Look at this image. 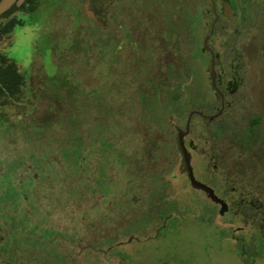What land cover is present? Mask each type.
Masks as SVG:
<instances>
[{
  "label": "rangeland",
  "instance_id": "1",
  "mask_svg": "<svg viewBox=\"0 0 264 264\" xmlns=\"http://www.w3.org/2000/svg\"><path fill=\"white\" fill-rule=\"evenodd\" d=\"M241 2L240 26L222 18L212 39L222 83L237 85L227 107L237 132L264 117V0ZM89 3L40 0L35 21L0 39L25 77L19 100L0 105V264H67L69 253L74 264H264L258 240L227 227L179 169L176 127L214 97L203 50L209 0H100L104 16ZM197 121L193 161L209 173ZM74 144L80 165L64 155ZM255 145L225 143L222 154L245 159L264 188V143ZM112 229L124 237L99 232Z\"/></svg>",
  "mask_w": 264,
  "mask_h": 264
},
{
  "label": "flooded vegetation",
  "instance_id": "2",
  "mask_svg": "<svg viewBox=\"0 0 264 264\" xmlns=\"http://www.w3.org/2000/svg\"><path fill=\"white\" fill-rule=\"evenodd\" d=\"M19 0L18 2H20ZM100 0H90L89 6L93 11L96 13L100 12L101 16H104L106 14L105 10L102 8H99L97 5V2ZM1 2V0H0ZM17 2V3H18ZM231 7L235 11V21H231L223 16V0H215L216 4V11L218 13L217 9V4L220 6V13L219 14V19L215 25V27L218 28V25L222 18L228 20L232 25L235 27H239V23L237 21L238 13L241 11H244V8L242 6L241 0H229ZM209 3L211 5V11L213 14V21L215 19L214 16V11H213V5L211 1L209 0ZM235 3V5H234ZM4 15V14H3ZM100 16V17H101ZM2 17V16H1ZM0 17V19H2ZM212 21V23H213ZM179 19L178 22H176L177 25L175 27L179 28ZM211 23V27H212ZM210 27V31H211ZM217 29L215 32L212 34L208 41V47L209 49L204 48V41L206 37L209 35V33L205 36L204 41H203V50L204 52L208 55L209 57V68L207 69V74L209 77V82H210V88L212 89V81H211V74L209 72L210 70V64H211V59H212V51L215 53L216 56V71H217V86L221 92L224 94V105H222V101L218 98L217 93L215 92L214 89H212L214 93L213 98H206V97H201V101L203 103L202 106H200L201 110H198L202 114H204L205 117H202L198 114H194L190 119V114L191 111L188 114L186 123L183 128L181 127H176L181 128L182 131L185 134L184 136V143L191 154V165L193 168V172L195 175V178L197 181L200 183L205 184L208 186L213 193L223 202H217L214 201L212 198L208 196V194L200 189H194L197 191L200 196L206 201L210 203V206H212L214 212H217V214L220 216L221 219H225V222L227 223V227H238V230H241L244 232L245 235L248 237H255L256 240H258L259 244H261L264 249V203L262 202L264 192H263V185L262 181L258 180V178L253 177L251 175V170L249 168L245 169V165L243 163L245 162V159H237L232 157V155H224L222 154L223 150L222 148L225 146V143H227V146L229 147H235L238 151L242 152H247L248 150L252 148H258L255 144L261 145L264 143V117L260 115H254L251 118L250 125L252 126L251 128L248 127L247 130H240V131H235L234 126L236 122L233 120V118H227L228 115H235L234 113H228L227 112V107H228V97L233 96V94L236 92L237 85L234 83H230V80H226L223 82L222 74L217 70V67L219 66V54L216 52V49L212 43V39L214 38L216 34ZM177 36L180 35L179 31L176 33ZM170 45V44H168ZM174 49H177V60H178V66L184 65V60L181 57L180 51H179V46L173 47ZM212 50V51H211ZM151 55V57H150ZM148 56V60L152 61L154 60V53L150 54ZM173 63L168 62V70H173ZM181 77V74L180 76ZM177 77L179 80L180 78ZM150 83L152 80L149 81ZM154 83V82H153ZM181 88H184V82L179 81L178 82ZM177 83V84H178ZM162 85V84H161ZM183 90V89H182ZM184 93V90H183ZM154 97V96H153ZM156 98V97H154ZM156 99L159 100L157 97ZM170 100L172 98L170 97ZM148 101V98H144V102ZM157 101V100H156ZM173 101V100H172ZM158 102V101H157ZM234 103L232 104V106ZM231 106V107H232ZM221 109L223 111L221 114L213 119H209L208 117L210 116H215L217 115ZM197 112V111H196ZM197 117L199 118V121H197V124H205L207 128V139L206 144L207 146L210 145V151H211V165H208L211 168V172L207 173L206 169L202 165V163L194 164V155L196 156V153L200 152V145H198L193 138V119ZM221 120V125H219L217 121ZM234 124V126H233ZM189 126V132H186L187 127ZM234 127V128H233ZM229 131H234L238 135H240L241 139H236L233 137V135L229 134ZM178 133L176 134L177 138ZM239 137V138H240ZM176 138H175V144H176ZM249 142L248 144H245ZM253 143V145H252ZM262 146V145H261ZM177 147V145H176ZM178 149V148H177ZM179 152V151H178ZM180 154V153H179ZM181 157V156H180ZM198 160V158H197ZM209 160V161H210ZM198 166V167H197ZM180 172L183 174H186V177L190 183L188 173L184 171V169H181V161H180V166H179ZM196 172H202L204 174V180L198 179L196 177ZM254 184L253 186H251ZM260 185V187H259ZM191 186V184H190ZM192 187V186H191ZM261 189V191L259 190ZM257 190V191H255ZM162 200V199H161ZM163 201L165 199L163 198ZM225 208V213L222 215L221 210ZM236 223H239L238 225H235ZM58 228V227H57ZM99 232L102 234L103 237H107L106 234L110 237L111 236H117V237H124L121 236L118 233V231H115L114 229L112 230H99ZM244 238V239H243ZM241 240V244L244 247V244L246 245V239L243 236ZM128 242V241H127ZM64 242H61L57 245L56 250H58V246L61 245L62 247ZM126 243V242H125ZM248 243V242H247ZM73 242L70 240V242L66 239V245H71ZM117 244V243H116ZM74 245L70 246L73 247ZM65 247V246H64ZM244 251V250H243ZM104 254L108 253V250L105 252L101 251ZM66 254V253H65ZM71 254V253H69ZM69 254L64 255L63 259H68L69 263L67 264H74V257L69 256Z\"/></svg>",
  "mask_w": 264,
  "mask_h": 264
},
{
  "label": "trees",
  "instance_id": "3",
  "mask_svg": "<svg viewBox=\"0 0 264 264\" xmlns=\"http://www.w3.org/2000/svg\"><path fill=\"white\" fill-rule=\"evenodd\" d=\"M39 5L40 0H23L16 13L9 17L5 16L7 12L2 15V19H0V39L12 35L16 28L24 27L35 21ZM24 84L25 77L20 72L18 63L0 51V105L4 106L7 104L8 99L19 100ZM74 146L77 147V151H74L75 157L72 155L70 149L65 150L64 155L69 156L71 154L72 160L80 165L82 164L81 158L84 155V150H82L80 144H74ZM33 184L34 182L31 181L30 185Z\"/></svg>",
  "mask_w": 264,
  "mask_h": 264
},
{
  "label": "water",
  "instance_id": "4",
  "mask_svg": "<svg viewBox=\"0 0 264 264\" xmlns=\"http://www.w3.org/2000/svg\"><path fill=\"white\" fill-rule=\"evenodd\" d=\"M19 0H1L0 2V17L5 14L11 7H13ZM212 5H213V13L215 16V19L212 23V27H211V31L209 33V35L206 37L205 41H204V48L205 49H209L208 47V41L210 39V37L212 36V34L215 31V25L219 19V14L216 11V4H215V0H210ZM223 16L231 21H235V11L233 10V8L230 5L229 0H223ZM212 51V50H211ZM216 56L215 53L212 51V59H211V64H210V74H211V81H212V89L215 90V92L217 93L218 98L222 101V105H224V94L223 92H221L217 86V71H216ZM223 111V109H221V111L215 115V116H210L208 117L209 119H213L218 117L221 112ZM194 114H198L202 117H205L204 114H202L201 112H192L190 114L189 119L194 115ZM186 132H189V126L186 129ZM177 138H176V145L178 148V151L180 153L181 156V169H184L185 172L188 173V177L190 180V184L192 186V188L194 189H200L205 191L208 196L210 198H212L214 201L217 202H222L214 193L213 191L206 186L203 183H200L199 181L196 180L194 172H193V168L191 165V154L189 153V151L187 150L185 143H184V136L186 133H184L182 131L181 128H177ZM223 203V202H222ZM225 213V208L223 207V209L221 210V214L223 215Z\"/></svg>",
  "mask_w": 264,
  "mask_h": 264
}]
</instances>
